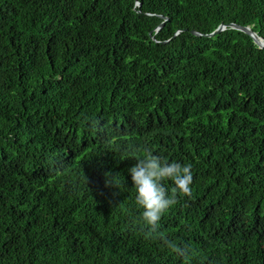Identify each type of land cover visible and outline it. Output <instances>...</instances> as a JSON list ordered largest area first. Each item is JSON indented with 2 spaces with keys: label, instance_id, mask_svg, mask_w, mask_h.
Returning a JSON list of instances; mask_svg holds the SVG:
<instances>
[{
  "label": "trees",
  "instance_id": "trees-1",
  "mask_svg": "<svg viewBox=\"0 0 264 264\" xmlns=\"http://www.w3.org/2000/svg\"><path fill=\"white\" fill-rule=\"evenodd\" d=\"M221 23L264 39V0H0V264H264V46ZM145 148L192 166L188 257L144 238Z\"/></svg>",
  "mask_w": 264,
  "mask_h": 264
},
{
  "label": "clouds",
  "instance_id": "clouds-1",
  "mask_svg": "<svg viewBox=\"0 0 264 264\" xmlns=\"http://www.w3.org/2000/svg\"><path fill=\"white\" fill-rule=\"evenodd\" d=\"M143 151L142 156L136 154L129 156L137 160L129 172L137 193L135 204L142 209L140 220L144 238L159 239L171 251L181 257H188L189 250L160 231V223L170 208L178 203L179 195L191 196L192 166L176 161L168 162L147 148ZM166 180L173 181L175 186L171 190L163 183ZM113 182L117 184L114 178Z\"/></svg>",
  "mask_w": 264,
  "mask_h": 264
},
{
  "label": "water",
  "instance_id": "water-1",
  "mask_svg": "<svg viewBox=\"0 0 264 264\" xmlns=\"http://www.w3.org/2000/svg\"><path fill=\"white\" fill-rule=\"evenodd\" d=\"M164 23L162 22L158 27L160 28ZM229 25L230 27L232 28H236V29H239L247 34H249L252 39L254 40V42L259 46V47H263L264 46V39L262 37H260L256 32H254L249 26H242V25H237L235 23H230V24H224V23H221L215 30H213L212 32L210 33H207V34H204L206 36H213L217 33H219L220 31L224 30L226 28V26ZM193 33L195 34H201V33H198L197 31H194L192 30Z\"/></svg>",
  "mask_w": 264,
  "mask_h": 264
}]
</instances>
